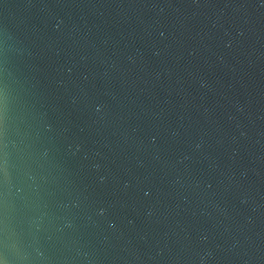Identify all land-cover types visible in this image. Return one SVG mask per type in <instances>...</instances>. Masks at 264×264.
Here are the masks:
<instances>
[{
    "label": "water",
    "instance_id": "95a60500",
    "mask_svg": "<svg viewBox=\"0 0 264 264\" xmlns=\"http://www.w3.org/2000/svg\"><path fill=\"white\" fill-rule=\"evenodd\" d=\"M0 260L264 264V0H0Z\"/></svg>",
    "mask_w": 264,
    "mask_h": 264
},
{
    "label": "clouds",
    "instance_id": "9594fccd",
    "mask_svg": "<svg viewBox=\"0 0 264 264\" xmlns=\"http://www.w3.org/2000/svg\"><path fill=\"white\" fill-rule=\"evenodd\" d=\"M10 161L7 153L0 154V174H3L4 180L7 182L9 179ZM0 264H5L0 260Z\"/></svg>",
    "mask_w": 264,
    "mask_h": 264
}]
</instances>
